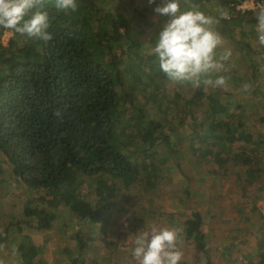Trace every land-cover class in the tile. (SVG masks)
I'll return each mask as SVG.
<instances>
[{
    "label": "trees",
    "instance_id": "1",
    "mask_svg": "<svg viewBox=\"0 0 264 264\" xmlns=\"http://www.w3.org/2000/svg\"><path fill=\"white\" fill-rule=\"evenodd\" d=\"M187 1L214 16L206 8L212 0ZM217 1H226L230 6V16L218 18L221 29L244 20L256 27L253 11L235 9L243 0ZM42 2L49 13L52 40H26L0 28V38L5 32L13 34L8 46L0 42V159L7 164L11 183L18 180L39 194V204L33 207V198L24 205L21 219L13 218L2 228L0 224V251L21 237L25 242L20 245V254L37 257V246L30 244L27 232L51 230L59 209L76 213L80 224L93 225L102 235L107 234L115 214L128 212L116 202L117 182L129 189L136 186L139 161H148L152 171H158L156 149L163 144L172 147L170 152L174 155L173 134L177 141L198 139L202 148L194 152L195 157L215 162L219 167L214 172L217 175L225 168V175L235 171L239 180L242 166L253 184L264 179V140L256 138L262 134L248 130L246 120L251 114H247L244 104L234 101L235 96L229 91L240 86L246 74L224 62L220 72L227 78V89L205 85L202 77L198 86L192 82L189 89L177 88L174 96L166 93L171 80L161 71L157 57H149L147 64L140 58L139 65L130 67L129 75L134 85L151 88L148 93L157 101L156 108L163 111L166 123L147 119L144 111L136 107L132 90L124 89L122 55L133 62L132 52L140 48L129 32L127 18L105 11V0H77L75 12L57 10L54 0ZM159 4L156 0L149 6ZM233 40L236 45H244ZM244 46L249 51L253 47ZM244 56L240 59L242 67L248 61L246 66H251V58ZM122 103L140 114L129 115L121 135L116 127L120 123L117 110ZM230 107L238 112L229 113ZM169 113L171 117L167 118ZM134 146H142L137 156L130 152ZM255 158L260 162L254 163ZM151 175L150 171L146 173L147 181H151ZM88 181L98 184L94 202L81 191ZM7 182L1 179L0 187ZM136 221L139 226L132 228L144 230L145 221L135 218ZM182 224L186 240L206 254L203 264H215L210 258L202 213L192 211ZM76 244L79 256L71 257V264L80 263V256L88 252V241L81 232L77 233ZM250 264H255L254 260ZM259 264H264V258Z\"/></svg>",
    "mask_w": 264,
    "mask_h": 264
},
{
    "label": "rangeland",
    "instance_id": "2",
    "mask_svg": "<svg viewBox=\"0 0 264 264\" xmlns=\"http://www.w3.org/2000/svg\"><path fill=\"white\" fill-rule=\"evenodd\" d=\"M157 1L161 3V0ZM207 3L208 7L206 8L214 16L207 15L213 17L215 21L213 27L222 36V43L217 49L218 54H222L225 49H230L232 56L225 63L232 64L233 69L246 74V80H243L240 86L229 91L235 96L233 97L234 101L244 104L247 114H251L250 120H246L248 130L261 132L263 136L256 138L261 140L260 137H262L264 140V122H260L264 121L262 118L264 117V45H260L255 38L257 35L255 25L245 20L240 24L228 23L226 27L220 28L218 18L230 16L227 14V8L230 6L226 1L212 0ZM149 5L148 0H105L103 8L107 12L127 18L129 32L140 46L138 50L134 49L132 52L135 53L133 62L129 61L127 55H122L124 89L132 90L136 107L144 111L147 119L154 118L165 121L163 111L156 108L157 101H153L148 93L151 88L144 89L143 84L134 85V81L129 75L130 67L139 65L140 58L146 60L144 63L147 64L149 57H156L152 47L158 32L168 19L158 15L154 11L156 7ZM191 6H193L191 2L182 0V8L187 9ZM229 22L231 21L229 20ZM12 36L11 32H5L0 38L1 44L8 46ZM233 39L244 43V45H253L251 51L243 44L236 45ZM119 54L120 50H117L116 55ZM244 55L251 58L252 67L246 66L249 61L242 67L240 59ZM150 63L152 64L153 61ZM221 69L215 70L211 74V78L215 79L214 75H221ZM146 83H148L147 80ZM191 85L190 81H171L167 84L166 93L176 96L177 88L180 90L189 89ZM130 87L135 88L130 89ZM226 87L225 84L223 88L227 89ZM205 89L209 91L210 88ZM228 111L230 113V111L236 110L230 107ZM117 112L120 123L116 130L122 135L125 120L131 118L129 115L133 113L132 116H136L135 114L140 113L136 108H131L126 103H122ZM170 117L171 113L167 115V118ZM167 131H169V127H167ZM182 132L188 131L183 130ZM176 138L178 137L173 134L171 142L174 144V155L170 152L172 147H166L163 144H159L157 147L158 155L155 162H160L158 171H152L148 161H139L140 175L136 186L129 189L117 182L118 197L116 202L119 208L128 212L124 214L118 211L115 214L113 224L107 231L108 235L105 233L102 235L99 228L96 229L93 225L80 224L76 213L72 215L69 211L59 209L60 215L51 230L44 232L29 230L27 232L32 241L30 244L37 246V257L32 258L26 254H20V245L25 242L20 237L17 242L14 240L1 249L0 264H21V262L39 264L42 260L43 262L40 264H71L70 258L79 256L76 244L78 232H81L88 241V252L80 256L81 261L78 264H138L131 257L135 238L137 235L150 233L153 227L178 230L177 247L183 252L180 264H203L206 261V254L196 248L192 241L186 240L182 224L194 210L204 216L209 254L215 264H250L252 260L255 264H259L260 260L264 258V179L253 184L252 180L246 178L249 176L244 174L245 167L242 166L239 171L243 175L240 173L242 178L239 180H237L235 171L225 175V168L221 169V173L217 175L214 172L219 167L215 162H211L209 158L207 160L195 157L194 152L198 153L202 148L198 139L177 141ZM236 146L238 147L237 143L234 147L236 148ZM140 147L142 146H134L130 152L137 156ZM234 151L236 154V149ZM1 159L0 181L1 179L8 181L2 188L0 187V224L2 228L13 218L21 219L24 205L31 202L33 198L36 199V202H32V206L36 207V204H39L37 198L39 194L38 192H36L37 195L34 194L32 189L19 183L18 180H13L11 183L8 178L7 164ZM256 160L255 158L254 163ZM257 162L260 161L257 160ZM232 168L237 170L235 166ZM148 171L152 173L151 181H147L145 178ZM89 182L82 186L81 191L87 200L94 202L97 199L98 184L96 181ZM135 218L145 221L144 230L132 228L133 225L137 226L138 221L134 223ZM107 236L109 238L105 242ZM110 244L112 246H109ZM91 246L95 247L94 252ZM67 249H69L68 252ZM112 249H114L113 255L110 252Z\"/></svg>",
    "mask_w": 264,
    "mask_h": 264
},
{
    "label": "clouds",
    "instance_id": "3",
    "mask_svg": "<svg viewBox=\"0 0 264 264\" xmlns=\"http://www.w3.org/2000/svg\"><path fill=\"white\" fill-rule=\"evenodd\" d=\"M60 11L77 10V0H54ZM42 0H0V28L19 34L26 40L53 39L49 13ZM154 11L167 17L158 32L152 51L161 71L174 82L191 81L197 86L204 77L205 85L222 87L227 78L211 74L229 61L232 52L225 49L218 54L222 36L213 27V17L197 6L182 8V0H161ZM256 33L260 45H264V9L256 14ZM178 230L152 228L150 233L137 235L131 257L138 264H180L183 252L177 247Z\"/></svg>",
    "mask_w": 264,
    "mask_h": 264
},
{
    "label": "built area",
    "instance_id": "4",
    "mask_svg": "<svg viewBox=\"0 0 264 264\" xmlns=\"http://www.w3.org/2000/svg\"><path fill=\"white\" fill-rule=\"evenodd\" d=\"M156 0H148L150 5H153ZM238 11H253L257 14L258 11L264 9V0H243L240 4L235 6ZM229 16L227 15V18Z\"/></svg>",
    "mask_w": 264,
    "mask_h": 264
}]
</instances>
